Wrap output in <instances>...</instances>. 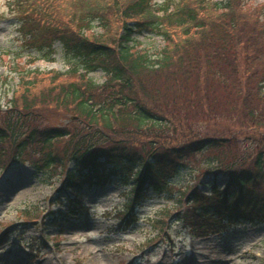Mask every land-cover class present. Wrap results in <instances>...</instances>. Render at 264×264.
Instances as JSON below:
<instances>
[{
	"label": "trees",
	"instance_id": "obj_1",
	"mask_svg": "<svg viewBox=\"0 0 264 264\" xmlns=\"http://www.w3.org/2000/svg\"><path fill=\"white\" fill-rule=\"evenodd\" d=\"M113 3L69 1L62 8L70 20L60 25L57 15L55 29L47 7L33 12L41 24L29 22L24 44L44 53L60 42L77 77L50 76L47 100L85 128L36 124L35 109L46 103L40 81L25 75L20 103L0 128V145H8L0 167L27 161L42 175L59 168L71 192L65 212L53 219L61 226L84 212L85 184L105 186L119 177L130 187L120 214L129 222L136 206L154 194L171 195L181 169L204 158L205 173L213 175L210 193L191 186L177 200L185 198L186 206L177 221L194 237L264 224V21L258 11L239 0H165L157 8L150 0H121L118 33L106 26L105 34L86 36ZM137 34L160 36L165 44L152 56L134 48ZM97 70L106 75L103 84L88 77Z\"/></svg>",
	"mask_w": 264,
	"mask_h": 264
},
{
	"label": "rangeland",
	"instance_id": "obj_2",
	"mask_svg": "<svg viewBox=\"0 0 264 264\" xmlns=\"http://www.w3.org/2000/svg\"><path fill=\"white\" fill-rule=\"evenodd\" d=\"M69 1L73 5L76 0H48L49 5L44 0H0V128L14 113L13 105L20 103L25 75H29L26 80L40 81L43 98H38L46 103L35 109L36 124L66 127L72 132L85 128L75 115L47 100L50 76L60 73L64 80L77 79L69 63L73 59L59 42L50 51L39 53L24 44L22 35L30 32V24H41V16L32 11L34 7H47L52 29L58 27L59 14L64 19L60 25L66 26L71 14L62 7ZM239 1L244 9L257 10L258 19L264 21V0ZM114 2L112 11L107 6L102 12L103 23L95 22L86 36L105 34L106 26L112 34L118 33L121 0ZM150 2L157 8L165 0ZM133 41L134 48L152 56L165 44L151 34L134 35ZM47 52L53 53L49 57ZM88 77L97 84L106 80L100 70ZM7 150L8 145H0V161ZM200 159L181 169L171 195L154 194L136 208L137 221L127 227L120 226V214L127 205L125 194L130 188L119 177H113L104 187L85 184L84 215L58 226L53 219L57 211H65L70 197V191L62 186L60 169L56 168V175H42L27 161L0 167V264H264V224L238 225L228 233L204 238L194 237L177 221L176 214L186 209L185 198L179 204L177 200L191 186L210 193L208 184L213 175L205 173L208 164ZM216 182L222 186L224 178L220 176Z\"/></svg>",
	"mask_w": 264,
	"mask_h": 264
}]
</instances>
